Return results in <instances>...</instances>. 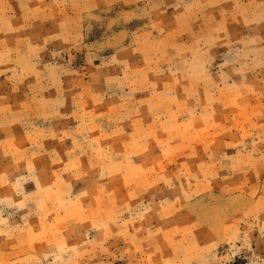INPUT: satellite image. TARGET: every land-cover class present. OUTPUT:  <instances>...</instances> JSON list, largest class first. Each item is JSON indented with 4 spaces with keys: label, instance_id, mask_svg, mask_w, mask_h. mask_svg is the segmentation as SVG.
<instances>
[{
    "label": "rangeland",
    "instance_id": "obj_1",
    "mask_svg": "<svg viewBox=\"0 0 264 264\" xmlns=\"http://www.w3.org/2000/svg\"><path fill=\"white\" fill-rule=\"evenodd\" d=\"M0 264H264V0H0Z\"/></svg>",
    "mask_w": 264,
    "mask_h": 264
}]
</instances>
